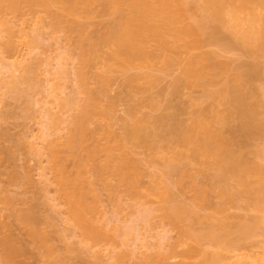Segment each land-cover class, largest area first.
I'll use <instances>...</instances> for the list:
<instances>
[{"label": "rangeland", "instance_id": "rangeland-1", "mask_svg": "<svg viewBox=\"0 0 264 264\" xmlns=\"http://www.w3.org/2000/svg\"><path fill=\"white\" fill-rule=\"evenodd\" d=\"M19 3V10L0 12V70L13 60L24 65L0 91V264L263 260L264 204L258 193L221 179L212 159L196 155L184 138L202 139L196 123L205 121L245 158L264 166V155L254 154L264 150V52L241 43L229 25L209 19L201 36L185 40L192 50L196 38L200 50L186 55L177 50L182 58L200 51L213 55L217 67L210 64V74L185 76L177 57L163 56L123 69L103 40L116 14L99 1L89 6L90 16L80 11V17L66 15L61 4L46 9ZM153 41L147 50L159 53ZM60 61L67 62L68 74H50ZM52 90H64L63 103L75 100L60 107ZM243 112L250 117L246 128ZM83 117L88 121L80 128ZM45 132L49 141L39 146L36 137ZM123 156L138 166L131 183L116 170ZM62 176L71 179L69 190L88 207L92 232L83 234L73 221L74 204L60 186ZM254 178H249L253 187ZM258 215L250 235L238 230Z\"/></svg>", "mask_w": 264, "mask_h": 264}, {"label": "bare ground", "instance_id": "bare-ground-1", "mask_svg": "<svg viewBox=\"0 0 264 264\" xmlns=\"http://www.w3.org/2000/svg\"><path fill=\"white\" fill-rule=\"evenodd\" d=\"M19 1L20 0H0V12H2L5 8H11L12 10H19L18 8L20 4ZM23 1L30 6L39 5V7L42 6L46 9H49L51 5L54 6L53 4L56 5L61 4L64 7L65 12L68 13V14L66 13V15H72L75 17L81 13L80 11H84L85 14L87 13V15H89V13L92 11L91 10L92 7L90 8L89 6H93L92 5L93 2L96 1L97 3L99 1V3L97 4H101L100 7L104 6L105 8L109 9L111 13L116 14L115 16L113 15L115 17L113 18L114 22L112 21L113 25L111 26L108 34L105 36L103 40L105 41L104 43H106V46L108 45L110 48L109 51L110 57L112 58L113 61L116 62L113 63L118 65L119 68L121 67L123 69L124 68L127 69L128 67L132 68L133 66H141L144 64H149L150 62H153V59L155 60L156 58L163 56L162 58L164 60H168L174 57L172 58L173 61H175L174 59L177 57L176 62L178 63V61H181V63L185 66L183 67L185 76L188 77L194 76L200 78L207 75L205 74L207 73L206 71H208V74H210L211 72L209 73L210 70H208L210 64H212L210 66L212 67L214 66V62H215V66H216V60L212 59L213 55H211L212 57H210L209 53H206L205 51H203L204 52L203 53L202 51H200V53L195 52V55L192 54L189 55L187 58H182L181 55H179L178 52L179 50H177L178 48H180V51L182 52L180 53L181 54L185 53V55L187 54L188 51L189 54H191L190 52L194 53V51L192 50H196L197 48H199L200 46L198 44L200 42L197 41V39L195 38V43L197 44V47H195L196 46L195 45L194 47L196 49L193 47L194 49L192 48L191 50L190 45L192 44L191 43L189 44L185 40H187V37H189V35L195 34L194 37H196L198 35L197 32L199 34L202 33L205 27L209 25V24L206 25V22L210 23L207 21L209 19H211V21L217 20L223 25L227 24L226 26L229 25L235 30L236 33L240 35L241 43H243L245 46L246 45L256 46L257 49L264 52V11L263 14L260 13V11L264 9V0H206V1L204 0V3L202 4L196 2L195 3L192 2L191 4L189 1L192 0L189 1L188 0H23ZM88 8L91 11H89ZM197 10L199 12L201 11V13H203L204 15L202 16V14H199L198 16V14L196 13ZM55 15L56 17L59 18L60 16L61 18V15L59 14H55ZM66 15L62 14V18L63 16ZM87 15L85 17H87ZM185 17L191 19L187 24L184 23L185 21H187L185 20ZM60 18L58 19L59 21ZM183 19L185 21H183ZM181 23L184 24L182 25ZM78 27L81 26L78 25ZM199 36H201V34ZM151 40H155V42L154 41L153 42L155 44H159V46L156 45L158 47L157 50L159 53L153 52L152 50L151 51L147 50V46ZM189 41L191 40L189 39ZM227 42H225V44ZM8 44H9L8 49L11 51L12 50L15 51L14 44L13 43H8ZM186 44H188L190 48L186 47L188 46ZM230 45L231 44H226L225 46H230ZM180 46H183L182 47L183 49H181ZM184 47L187 50H184L185 49ZM198 50H200V48L197 49L196 51ZM167 52L169 53V55L168 54L165 55V53ZM172 52L175 53L174 56L170 54ZM214 56L217 55L214 54ZM214 58L216 59L217 57ZM20 60H13L11 64H9V67L5 65L7 68L5 70L4 69L0 70V91L4 90V88L7 89L9 79L12 77H16L15 72L20 73V71L23 70L24 65L22 67L21 65L22 59ZM63 63L64 62L61 63L60 61L58 63V66H55L53 73L50 71L48 72L50 74L55 73L57 75H60L61 77L67 75L68 74L67 71L68 69L66 67L67 62L65 61V64ZM150 66L151 65H148V67ZM56 88L58 87L56 86ZM63 91L64 90H60L59 92L58 91L51 92V94L54 93L52 94V98L54 99V101L56 100L58 102V105H60V102L63 98L61 96V94L63 95ZM74 100L75 99L71 97L65 103H63L64 101H62L60 107H62L65 104H71L72 102H74ZM231 100L232 103H236V104L240 103L238 99L231 98ZM89 115L86 112L85 116L90 117ZM88 117H83L80 120L79 123L80 128H82L83 124H85L86 118L88 119ZM249 118L250 117L248 114H246V112L242 113L243 128H246L248 126ZM196 127L203 129L204 137L202 139H198L194 135H190L184 138L185 142L193 144V146L195 147V151H194L195 154L203 155L205 157H210L212 159L213 165H215L216 168L219 170V175L221 179H228V180L231 179L235 181V184L237 186H240L244 189L252 190L255 193V195H257L258 193L257 197L259 196L262 204H264V166L259 164L260 162L254 161L255 159L249 160L245 158L244 155L240 153V151L236 150V148L233 147L231 141L228 138H226L224 135H222L221 132L214 131L210 127L208 128L207 122L205 121L198 122L196 123ZM135 131L136 130L134 129V132ZM42 135H43L42 138L41 136L36 137L39 140L38 141L36 139V141L41 143V145L39 146H42L43 142L46 141L48 142L49 135L51 136L50 132L49 133L45 132ZM135 137L136 139L138 138V136H134V138ZM50 142L52 143L53 140H51ZM53 146L54 145L52 144L51 150H49L51 152L50 156H52V158H54L56 154L55 153L56 151L53 149L54 148ZM254 154H256L255 156L261 157L264 155V150H260V151L258 150L257 152L255 150ZM137 167L138 166L136 165L135 161H133V159L129 158L128 156L126 157L123 156L119 164L117 165L116 170L124 179H127L131 183L132 182L131 179H133L132 170H136ZM250 177H255L257 180L256 181L257 185H254V187L251 185L253 183L249 180ZM70 184H72L71 179L62 176V179L60 181V186L63 188L64 191L67 190V194L69 195L70 202L74 204L71 212L72 219L76 223V225L82 230L83 234L84 233L87 234L88 232L93 231L92 230L93 225L85 218V214H86L85 212H87L88 207L82 202V197L78 193H76L74 190L73 191L69 190ZM260 207L261 206L259 204H256L255 209L257 208L256 209L257 211L261 210ZM174 211L177 212V209L173 210V212ZM175 214L178 217L180 216L178 215V213H174V215ZM260 215H258V218L256 217L255 219H252L250 225L240 226L238 227V230H240L241 233L244 235H250L252 226L255 223H257V221L259 224ZM140 240L142 239L140 238ZM144 242H142V244ZM143 246L145 245L143 244ZM172 249L175 251L174 248ZM4 257H8V252L4 253ZM1 262H4V260L1 259ZM237 262L235 263L238 264ZM240 264H264V259L263 260L260 259L256 261H251L250 259H246V262L241 261Z\"/></svg>", "mask_w": 264, "mask_h": 264}]
</instances>
